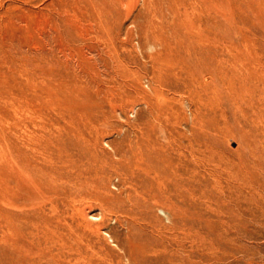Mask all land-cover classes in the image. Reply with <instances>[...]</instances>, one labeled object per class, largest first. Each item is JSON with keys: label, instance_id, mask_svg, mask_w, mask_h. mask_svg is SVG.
<instances>
[{"label": "rangeland", "instance_id": "374dc122", "mask_svg": "<svg viewBox=\"0 0 264 264\" xmlns=\"http://www.w3.org/2000/svg\"><path fill=\"white\" fill-rule=\"evenodd\" d=\"M204 263L264 264V0H0V264Z\"/></svg>", "mask_w": 264, "mask_h": 264}, {"label": "bare ground", "instance_id": "6f19581e", "mask_svg": "<svg viewBox=\"0 0 264 264\" xmlns=\"http://www.w3.org/2000/svg\"><path fill=\"white\" fill-rule=\"evenodd\" d=\"M61 138H62V137H61ZM39 148H40V147H39ZM16 164H17V163H16ZM58 164H59V163H58ZM245 171H246V170H245ZM56 174H57V173H56ZM58 176H59V175H58ZM239 190H240V189H239ZM227 193H228V192H226V194H227ZM236 193H238V192H236ZM224 194H225V193H224ZM226 198H227V197H226ZM253 198H254V197H253ZM232 201H233V200H232ZM236 201H237V200H236ZM236 201H235V202H236ZM249 201H250V200H249ZM258 203H259V202H258ZM225 205H228V204H225ZM261 205H262V204H261ZM229 208H230V205H229ZM229 208H228V210H229ZM216 210H218V209H216ZM219 210H220V209H219ZM211 211L213 212V210H211ZM220 211H221V210H220ZM223 212H224V211H223ZM223 212H222V213H223ZM227 212H228V211H227ZM229 212H230V210H229ZM205 213H206V212H205ZM218 213H219V212H218ZM218 213H217V214H218ZM222 213H220V214H222ZM230 213H231V212H230ZM192 214H193V213H192ZM211 214H212V213H211ZM223 215H224V213H223ZM240 215H241V214H240ZM214 216H217V215H214ZM226 216H227V215H225V217H226ZM235 216H236V215H235ZM235 216H234V217H235ZM197 217H198V216H197ZM261 217H262V216H261ZM199 218L201 219V217H199ZM223 218H224V217H223ZM229 218H230V217H229ZM229 218H228V219H229ZM240 218H241V217H240ZM230 219H232V217H231ZM235 220H237V219H235ZM207 221H208V219H207ZM223 221H224V219H223ZM239 221H241V219H240ZM242 221H244V219H243ZM221 222H222V221H221ZM237 222H238V220H237ZM244 222H245V221H244ZM223 223H224V222H223ZM239 223H241V222H239ZM214 224H215V223H214ZM214 224H213V225H214ZM226 224H227V223H226ZM231 224H234V223L232 222ZM234 225H235V224H234ZM237 225H238V224H237ZM229 226H231V225H229ZM242 226H243V225H242ZM207 227H210V226H207ZM223 227H224V226H223ZM243 227H244V226H243ZM225 228H226V227H225ZM227 228H229V227H227ZM196 229H197V228H196ZM208 229H209V228H208ZM223 229H224V228H223ZM236 229H237V228H236ZM238 229H239V228H238ZM230 231H231V230H230ZM235 231H236V230H235ZM231 232H232V231H231ZM236 232H237V231H236ZM197 233H198V232H197ZM226 233H227V232H226ZM240 233H241V232H240ZM195 234H196V233H195ZM199 234H200V233H199ZM235 234H236V233H235ZM197 235H198V234H197ZM204 235H205V234H204ZM194 236H195V235H194ZM226 237H227V236H226ZM201 238H203V237H201ZM206 238H208V237H206ZM206 238H205V243H206V240H207ZM194 239H195V238H194ZM229 239H230V238H229ZM197 241H198V240H197ZM198 242H199V241H198ZM208 242H209V241H208ZM208 242H207V243H208ZM216 242H217V241H216ZM228 242H229V241H228ZM207 243H206V244H207ZM212 243H213V242H212ZM202 244H203V243H202ZM206 244H205V245H206ZM209 244H210V243H209ZM213 244H214V243H213ZM256 244H257V243H256ZM196 245H197V244H196ZM199 245H200V244H199ZM211 245H212V244H211ZM200 246H201V245H200ZM229 246H230V245H229ZM242 246H243V245H242ZM242 246H241V248H242ZM197 247H199V246H197ZM215 247H216V246H215ZM215 247H214V248H215ZM235 247H236V246H235ZM237 247H238V246H237ZM211 248H212V247H208L209 250H210ZM231 248H232V247H231ZM197 249H198V248H197ZM219 249H220V248H219ZM239 249H240V248H239ZM239 249L237 248L238 251H239ZM221 250H222V249H221ZM196 251L198 252V250H196ZM202 251H203V250H202ZM219 251H220V250H219ZM223 251H224V250H223ZM223 251H222V252H223ZM235 251H236V250H235ZM238 251H237V252H238ZM208 252H210L212 258H216V255H215L214 251H212V252H211V251H208ZM208 252H207V253H208ZM244 252H245V251H244ZM198 253H199V252H198ZM203 253H205V252H203ZM232 253H233V252H232ZM199 255H200V254H199ZM233 255H234V254H233ZM235 255H236V254H235ZM246 255H247V254H246ZM225 256H226V255H225ZM237 256H238V255H237ZM252 256H253V255H252ZM197 257H198V256H197ZM197 257H196V258H197ZM196 258H195V260H196ZM204 258H205V257H204ZM223 258H224V257H223ZM248 258H249V257H248ZM198 259H199V258H198ZM207 259H208V258H207ZM233 259H234V258H233ZM258 259H259V258H258ZM230 260H231V259H230ZM194 262H195V261H194ZM199 262H200V261H199ZM202 262H203V261H201V263H202ZM205 262H206V261H205ZM231 262H232V260H231ZM212 263H213V262H212ZM204 264H205V263H204ZM248 264H249V263H248Z\"/></svg>", "mask_w": 264, "mask_h": 264}]
</instances>
